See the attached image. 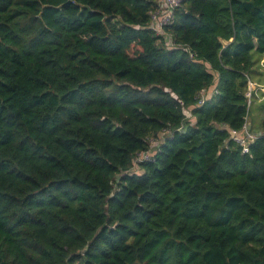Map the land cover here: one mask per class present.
Returning a JSON list of instances; mask_svg holds the SVG:
<instances>
[{"label":"trees","instance_id":"1","mask_svg":"<svg viewBox=\"0 0 264 264\" xmlns=\"http://www.w3.org/2000/svg\"><path fill=\"white\" fill-rule=\"evenodd\" d=\"M157 8L0 0V264H264V0Z\"/></svg>","mask_w":264,"mask_h":264},{"label":"built area","instance_id":"2","mask_svg":"<svg viewBox=\"0 0 264 264\" xmlns=\"http://www.w3.org/2000/svg\"><path fill=\"white\" fill-rule=\"evenodd\" d=\"M180 0H158V8L153 11L150 16L152 21L156 22L154 30L159 33L163 25H166L172 17L173 8L178 5ZM260 66L264 72V58L260 60ZM249 89L255 88V83H248ZM258 86V85H257ZM250 93L247 94L249 98ZM245 125L241 130H233L231 132L232 140L241 147L242 153H247L248 145L254 141L255 134L248 131Z\"/></svg>","mask_w":264,"mask_h":264},{"label":"rangeland","instance_id":"3","mask_svg":"<svg viewBox=\"0 0 264 264\" xmlns=\"http://www.w3.org/2000/svg\"><path fill=\"white\" fill-rule=\"evenodd\" d=\"M254 89L255 88H252L250 90H254ZM263 92H264V84L256 87V90L253 93L254 97L252 98L253 101L250 106L249 115H248L249 122H251L252 124L251 132L256 133V134L262 132L261 119H262L263 113L260 107H261V103L263 102L264 98L260 97V95L264 94ZM257 96H259L261 99L258 100ZM162 137H163L162 135H159V138H157L158 140L156 139L153 141L151 140V149L156 148L158 146L160 140H162ZM144 156L145 158L149 157V152L146 154H141L139 156V159H143Z\"/></svg>","mask_w":264,"mask_h":264},{"label":"crops","instance_id":"4","mask_svg":"<svg viewBox=\"0 0 264 264\" xmlns=\"http://www.w3.org/2000/svg\"><path fill=\"white\" fill-rule=\"evenodd\" d=\"M257 98H258V100L261 99L259 96H257ZM247 126H249L248 129H250V125H249V123L247 124Z\"/></svg>","mask_w":264,"mask_h":264},{"label":"water","instance_id":"5","mask_svg":"<svg viewBox=\"0 0 264 264\" xmlns=\"http://www.w3.org/2000/svg\"><path fill=\"white\" fill-rule=\"evenodd\" d=\"M249 128V126H247Z\"/></svg>","mask_w":264,"mask_h":264}]
</instances>
